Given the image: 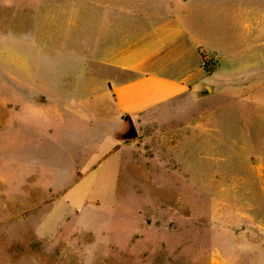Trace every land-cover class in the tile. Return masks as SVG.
Listing matches in <instances>:
<instances>
[{"label":"rangeland","instance_id":"obj_1","mask_svg":"<svg viewBox=\"0 0 264 264\" xmlns=\"http://www.w3.org/2000/svg\"><path fill=\"white\" fill-rule=\"evenodd\" d=\"M94 2L183 25L190 91L118 114ZM0 264H264V0H0Z\"/></svg>","mask_w":264,"mask_h":264},{"label":"crops","instance_id":"obj_2","mask_svg":"<svg viewBox=\"0 0 264 264\" xmlns=\"http://www.w3.org/2000/svg\"><path fill=\"white\" fill-rule=\"evenodd\" d=\"M93 4H97L95 7L98 9L100 7L105 19H108L110 11H122V24L114 33L118 36H113L117 46L103 54L104 64L112 69L114 79L117 78L116 83L109 88L118 114L135 118L190 91V65L187 70H183L177 69L176 63L180 59L190 58L193 51L197 53L204 46L195 39L187 38L189 33L183 25L172 18L163 23L158 20L161 24L155 26L150 22L155 15L139 10L138 6L128 10L126 5ZM131 10L135 11V18L147 26L143 28V36L140 33L132 42L128 41L126 33V18ZM121 74H132L134 77L130 80L119 79Z\"/></svg>","mask_w":264,"mask_h":264},{"label":"water","instance_id":"obj_3","mask_svg":"<svg viewBox=\"0 0 264 264\" xmlns=\"http://www.w3.org/2000/svg\"><path fill=\"white\" fill-rule=\"evenodd\" d=\"M208 89H210V87H208ZM126 119H130L131 122H132V119H131L130 116H126ZM132 123H133V122H132ZM136 136H137V134H136V130H135L134 126H133L132 129H131V131L127 134V137H128V138H132V137H136Z\"/></svg>","mask_w":264,"mask_h":264}]
</instances>
